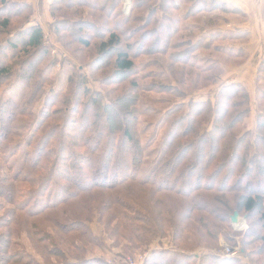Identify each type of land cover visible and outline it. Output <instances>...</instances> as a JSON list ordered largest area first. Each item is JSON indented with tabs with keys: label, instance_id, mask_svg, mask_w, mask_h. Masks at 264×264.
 <instances>
[{
	"label": "trees",
	"instance_id": "1",
	"mask_svg": "<svg viewBox=\"0 0 264 264\" xmlns=\"http://www.w3.org/2000/svg\"><path fill=\"white\" fill-rule=\"evenodd\" d=\"M120 1H50V30L70 57L60 61L65 84L55 89L57 78L47 71L56 60H50L47 67L40 70L48 60L50 46L42 27L33 22L32 5L27 0H0V86L14 77L21 84L18 101L9 97L0 104V148L3 145V149L6 148L0 153L1 157L6 160L13 144V128L16 133L27 132L25 146L22 142L16 144L17 149L22 144L25 150L21 167L13 170L8 164V168L12 167L10 174H0V198L14 201L10 216L21 222L18 227L8 219L10 227L0 237V264H39L29 252L11 251L12 237L21 230L39 244L43 264H113L87 255L94 239L82 222L91 212L105 218L104 224L111 230L108 236L125 251L137 249L156 234L163 235L171 228L176 248L153 252L145 264H249V261L264 264L258 249L248 247L254 239L264 248V87L260 86L264 81V57L257 65L254 79L258 96L253 131L245 127V119L252 109L249 92L241 83L232 82L228 90L222 92L220 101L207 97L189 103L184 114L163 131L157 162L145 177H139L145 151L139 137L141 112L136 102L145 91L146 75L151 78L154 73L142 70L137 57L151 56L152 62L156 56L166 58L170 82L159 81L165 88L156 83L162 91H168L169 84L174 82L189 84L188 91L215 83L220 75L217 66L201 65L196 56L199 50L210 51L211 42L192 39V28L183 22L201 13H213L215 18L207 20L210 25L219 15L223 20L225 15L233 14V8L217 0H133L130 14L126 16L122 14ZM185 2L189 5L183 16L167 13L168 10L176 13ZM147 25L152 27L146 28L136 43L130 33ZM96 35L97 44L91 46L90 40ZM72 43L79 47L72 50L73 53L68 50ZM86 49L95 50L90 61L78 55ZM213 49L218 52L217 45ZM236 55L241 58L238 64L245 61L242 49H238ZM109 65L111 73L104 74L102 70ZM67 66H70L68 72L65 71ZM85 69L94 78L85 73ZM91 78L99 84V91L91 90ZM116 78H131L130 94H125L132 98L117 96V102L112 100L104 86ZM43 87L49 89L44 90L39 113L28 124L18 116H32L34 98ZM125 114L130 116L129 123L125 121ZM49 122L47 130H41ZM88 171L98 174L93 178L87 175ZM110 177L113 183L105 182ZM219 177L223 185L215 188ZM100 179L105 181L100 182ZM71 184L108 189L119 184L128 191L132 187L147 188L138 193L142 198L140 202L128 199L126 193H112L93 207L85 204L82 210L73 207L70 215L61 210V215H46L43 211L46 207L57 208L65 201L69 205L72 197L56 199L55 196L53 202H49V198L72 191ZM32 208H42L39 214L45 212V223L42 219H32L31 214L35 213ZM234 212L246 215L248 222L252 220L253 227L250 224L244 235L250 240H241V255L247 262L193 250L197 246H192L197 244L219 249L220 233L233 243L229 232ZM71 231H76L77 237ZM188 235L191 241L187 240ZM40 237L48 238L40 240ZM66 237L76 252L60 247ZM66 254L70 259H61ZM53 255L58 260L52 261Z\"/></svg>",
	"mask_w": 264,
	"mask_h": 264
},
{
	"label": "rangeland",
	"instance_id": "2",
	"mask_svg": "<svg viewBox=\"0 0 264 264\" xmlns=\"http://www.w3.org/2000/svg\"><path fill=\"white\" fill-rule=\"evenodd\" d=\"M50 1L51 0H49L48 3H50ZM178 1L180 0H177V2ZM27 2H29L33 8V18H34L33 22L38 23L39 25L42 24V27H43L42 29L45 34V38L47 40L48 45L50 46L48 60L42 64V67L40 70H42V68H46L47 63H49L50 60H56L53 68H50L47 71V73L48 74L50 73V75L53 77L56 76L57 80L54 83L55 84L54 88L59 89L61 85L63 86L65 84V80H64L65 73L61 67L62 62L60 63V61H63L64 57L70 58L68 51L64 50L62 46L55 41V38L52 35L53 33L50 30V24H51L50 22L52 21V18L49 12L47 15L44 14L47 18V22H44L42 16L39 15V13L41 12L39 11L38 7H45L46 0H41L40 2L38 0H27ZM43 2L45 3L44 5H43ZM132 2L133 0H129L128 5H127L128 11L125 12L124 11L125 6H123V0L120 1L121 11L123 15L127 16L130 14ZM188 5L189 3L185 2L181 4L180 9L176 11V13H174V11H171V10H168L167 13L177 15L178 17L183 16L185 11L187 10ZM48 8H49V4L47 6V9ZM34 12L36 13L37 16H35ZM136 12L137 11H135V13ZM214 12H219V11H214ZM213 17L215 18L213 13H210L208 15L205 13H201L199 14L197 18H194L193 16L185 20L183 24L190 25V27L192 28V33H191L192 39L197 40L198 38H201L206 42L208 41L211 42L212 46H211L210 51L199 50L196 52V56H198L197 60L199 61V63H201V65L211 64L212 66H217L216 69L220 71V75L218 76V78L216 77L215 83L210 84L207 87L204 86L202 88L196 89L194 91H192L193 89L190 88L188 91L189 84L180 83V85H176V83L174 82L173 84H169L171 87L168 91L167 90L162 91L163 88H160V86L158 85L160 84L162 87L165 88L164 86L165 84H161L160 82H164V83L170 82V75L166 71L167 67L165 66L167 65L166 58L162 56H156L154 57L156 59L155 62H152V59H150L151 56L139 55L136 59L138 62L141 63L140 64L141 69L143 68L145 72L153 71L154 73V77H151V78L148 74L146 75V78L144 81L146 83V86L144 88L145 91L142 92L143 95H141V97L138 96V100L136 102L138 103L137 110L141 112L140 116L138 117V120H139L138 129L140 131L139 137H140L142 145H144V151H145L143 162L139 165L140 166V170L138 172L139 177H145L149 173V171L152 169L154 163L157 162L159 155L161 153V140H162L163 131L168 128L169 124L175 118L184 114V112L189 107V103L192 100L197 101L200 99H205L207 97H212L214 98L212 99V101L214 100L220 101L222 98V95H221L222 92L224 93L228 90L230 83L232 82L242 83L243 80L250 78V77L253 80V73H254V69L256 68L255 66L258 62V59L264 56V29L256 30V32L255 30H253L256 34V39H253L251 38L250 33L248 32V31L252 32V30H247L245 32V31H241V29L239 28L234 29L228 24L225 25L226 27H224V29H221L220 27H218L222 21L220 20L222 18L220 15H219V19L212 21L211 24L208 25L207 20ZM38 18H40L39 19L40 23L39 21H37ZM154 23L155 21L152 22L153 25ZM131 24L132 23H130V25ZM150 27H152V25H149V26L147 25L145 29L136 28L134 31L130 33V37L133 36L132 39H134L137 43V41L140 40L142 37V32L144 30L146 31L147 30L146 28H150ZM137 29H140V31L137 32ZM235 32H238V33H235ZM101 33L102 32L99 33L100 36H101ZM97 38H98L97 35L92 37V39L90 40L91 46H95L97 44L96 43L98 40ZM250 39H251V42H250ZM215 45L218 46V52L213 49V46ZM78 48H79L78 45L73 44V43L72 45L68 46V50H70L72 53H73L72 50L74 49L78 50ZM221 48L223 50H221ZM238 49L239 50L242 49L245 55V58H244L245 61L241 64L237 63V61L241 59L240 56L236 55L238 52ZM94 52L95 50L93 49L92 50L86 49L85 51L81 52V54L78 53V55L82 59L90 61L92 56H94L93 55ZM206 56L209 57L208 61H206ZM191 57H194V55H192ZM102 62L104 63L105 61H102ZM69 69H70V66H67L65 68V71L68 72ZM111 69L112 67L111 65H109V67L106 66V68H104L102 72L104 74H107L108 72L111 73ZM84 71L85 73L87 72V74H90L89 73L90 71H88V69H85ZM211 72L213 73L214 71H211ZM91 77L94 78L93 76ZM152 78H154L155 80H153ZM175 78L177 77L175 76ZM130 81H131V78H116L115 81L111 80L105 83L104 88L106 89V91H109L111 93L110 95L114 102L118 101L116 99L117 96H119L120 98H126L128 100L132 98L131 95H126V94H130V89H129ZM19 82L20 81L14 77L13 79H10V82H8L5 86L4 85L0 86V104L1 102H4V100H6L9 97L15 99L16 101L19 100V98L21 97L19 96L20 90H18L19 86H21ZM90 82H92L91 90L94 92L99 91V84H97V81L92 79L90 80ZM150 82H153L154 84H151ZM45 86H47V84ZM260 86H262V88L264 87V81L260 83ZM44 87L42 89L40 88V90L37 92L34 98L35 102L32 106V109H31L32 111L30 113L32 114V116L30 115L29 117L26 118L25 116H21V113H20L21 117L18 116V118L26 119L27 120L26 122H28V124L32 123V121L34 120V117L37 115V113H39V109L42 106V102H41L43 100L42 94L44 90L49 89V88L44 89ZM185 90H187V92H185ZM14 92H16V94H14ZM254 96H255V100H254ZM257 96L258 95L254 87L253 95H251V102H252L251 108L252 109H251L249 116L245 119L246 129L252 130V131L255 127ZM124 118H125L126 123H129L131 120L130 116H127V114L124 115ZM46 124L43 125L41 130H45L46 128H48L46 126H48L49 124L51 125L50 122ZM16 127H19L18 123ZM12 131H14L15 136H14L13 141H11V143L13 144L10 146V150L6 154V160L2 158L0 155V174L2 175H9L12 167H13V170L20 168L22 165L23 154L25 153V150L22 144L24 143V146H25V137H26L27 132H24L23 130L21 133H16L15 132L16 130L14 128L12 129ZM64 140L67 141L68 143L71 142V140L67 138H64ZM21 142H22L21 147L17 149L16 144L17 143L20 144ZM116 143L118 146H120L118 141ZM3 147L4 145L2 146V148H0V153H2V151L3 152L5 151L6 148L3 149ZM14 151L15 153H12L13 155L9 154ZM53 158H54V155H52L51 160ZM8 164L12 166L11 169L8 168ZM95 173L98 174L95 171H92V172L88 171L87 175L92 176L94 178L96 175ZM74 179L77 180V178H74ZM62 181L65 182L68 180L62 179ZM103 181L105 180L100 179V182H103ZM113 181L114 179L110 177L105 182L113 183ZM221 182H222L221 178L219 177L218 182L215 183L214 187L221 188L223 185V183ZM67 185H70V184H67ZM81 185L83 184H77L76 186L71 184L72 191H69V192H71L73 195H70V194L68 195L69 192L66 194L63 192H60L58 193V195H52L49 198V202H51L55 196H56L55 197L56 199L57 198L58 199L68 198V197H72V198L69 199L70 200L69 205H67V202L65 201V202H62L61 204H58L60 206H58L57 208L52 207V206L49 208L46 207L45 210H43L46 212V215L50 213H57L58 215H61L59 214L60 210L63 211L64 214L70 215L73 207H75L76 209L78 207L81 210L83 209L82 205L84 204L88 206L91 205L93 207L97 205L99 201H104V199H106L109 195H112V193H118V194L126 193L128 199H132L133 202H140V199L142 198L140 197V195H138V193L142 190H145L143 188H147V187H140V186L139 188L132 187L133 189L131 188L128 191L124 189L123 187L124 185L121 186L119 184H116V186L113 187L112 189H108L106 187L99 188L98 186H94L90 188L89 185H86V186L84 185L81 186ZM161 194L162 192L157 195L160 196ZM153 197H156V196H153ZM0 202H2L0 204V237H3L4 232L7 230L8 226L10 227L11 222L13 223L14 226H18V227H20L21 222L18 221L17 218L15 220L14 218L10 216L11 211L13 210V205H14L13 204L14 201L12 199L9 201H6V199L0 198ZM32 206L35 207L36 205H32ZM41 209L42 208H32V212L33 211L35 212L34 214L33 213L31 214V216H34L32 217L33 220L42 219V222H44L43 217H44L45 212L43 214H39L40 211H42ZM240 217L243 218L241 222L243 228L241 229L234 228V225H232L231 231L229 232V235L234 239L235 243L234 242L229 243L224 238L225 237L224 234L220 233L218 237L219 244H220L219 249L215 250V249H211L210 247L202 246L203 244L201 245L197 244V245L192 246V247L197 246L193 250L197 253L214 252L217 254H222L224 256H227L225 253V247H226L230 250V252H233L232 256H229V257L239 258L238 260H240L241 262H247V258L241 255V247H242L241 240H244L246 238L244 237V235L246 231L248 230L249 225L251 224L252 226V220L251 221L249 220L248 222L246 215H242ZM10 218L12 221L8 222V219ZM83 220L84 221L82 222V224L84 225L86 230L90 233V235L94 239L92 244L88 246L89 248L87 249V252H88L87 255L92 256V257L94 256L99 259H103L104 262H107V263L145 264L144 262L148 258L151 257V254H153V252L160 251L161 253H163L165 251L168 252L172 250L173 248H176L172 243L173 241L171 237L174 235V233L172 232L171 228H167V231H165L163 235H161V233L156 234L155 237H153L147 244L142 245L132 251H125L122 248H120V246H116L111 240V238L108 236V232H111V230L110 228H107L105 226L104 217L100 218V215L97 212H91L90 216L87 218H84ZM46 224L50 225V223L48 222H46ZM48 231L50 232L49 229ZM71 232H72L71 234L77 237V233H75L76 231H71ZM47 238L48 237H40L39 239L43 240ZM187 240L191 241L192 237L188 235ZM245 240L249 241L250 237L246 238ZM250 244L251 245H248V247L251 249L257 248L259 252V258L260 260H263L264 259V248L262 247V243L259 240L253 239L252 241H250ZM60 245H61L60 247H64L68 249L71 253H73V251L76 252V250H74L72 246H70V243L68 242L67 237H66V242L62 244L60 243ZM55 250H58V248H56ZM11 251L12 252H19V251L29 252L35 258H37L36 260H38L39 264H43L42 259H41L43 254H42V251L40 250L39 244L35 242V239L30 238V236L28 235L26 231L21 230L15 237H12ZM65 258L70 259V256L66 254L64 258H61V259H65ZM51 259L52 261L55 260L56 255H53ZM249 264H252V263L249 261Z\"/></svg>",
	"mask_w": 264,
	"mask_h": 264
},
{
	"label": "crops",
	"instance_id": "3",
	"mask_svg": "<svg viewBox=\"0 0 264 264\" xmlns=\"http://www.w3.org/2000/svg\"><path fill=\"white\" fill-rule=\"evenodd\" d=\"M38 1L40 2L41 0ZM217 1L220 3H224L225 5L233 8V14H227L223 17L224 19L221 21V24L218 26L221 29H224V27H226L225 25L228 24L234 29H238V28L241 29V31L246 32L247 30H252V32L250 31L248 32L250 33V36L253 39H256V34H255L256 30L264 29V0H217ZM48 2L49 0H46L45 7H38L39 11L41 12L39 13V15L42 16L44 22H47V18L44 14L46 15L48 14V9H47V6L49 4ZM45 3L43 2V5ZM35 16H37L36 13ZM39 19L40 18H38L37 21H39ZM40 25L42 27V24ZM253 30H255V32ZM262 57L258 59V62L255 66L256 68ZM256 68L254 69L253 80L250 77L243 80L241 83L249 91L250 97L251 95H253L254 92V79H255Z\"/></svg>",
	"mask_w": 264,
	"mask_h": 264
},
{
	"label": "built area",
	"instance_id": "4",
	"mask_svg": "<svg viewBox=\"0 0 264 264\" xmlns=\"http://www.w3.org/2000/svg\"><path fill=\"white\" fill-rule=\"evenodd\" d=\"M128 2H129V0H123V6H125V8H124V11H125V12L128 11V10H127ZM234 228H239V229L243 228L242 223L239 224V226L234 225ZM225 253H226L227 256H232V254H233V252H230V250H229L228 248H226V247H225ZM142 261H143V260H142ZM133 264H141V263H133Z\"/></svg>",
	"mask_w": 264,
	"mask_h": 264
},
{
	"label": "water",
	"instance_id": "5",
	"mask_svg": "<svg viewBox=\"0 0 264 264\" xmlns=\"http://www.w3.org/2000/svg\"><path fill=\"white\" fill-rule=\"evenodd\" d=\"M232 225H236L242 222L243 218L239 216L237 212H234L230 218Z\"/></svg>",
	"mask_w": 264,
	"mask_h": 264
},
{
	"label": "bare ground",
	"instance_id": "6",
	"mask_svg": "<svg viewBox=\"0 0 264 264\" xmlns=\"http://www.w3.org/2000/svg\"><path fill=\"white\" fill-rule=\"evenodd\" d=\"M239 224H241V223H239ZM239 224H236V225L239 226Z\"/></svg>",
	"mask_w": 264,
	"mask_h": 264
}]
</instances>
